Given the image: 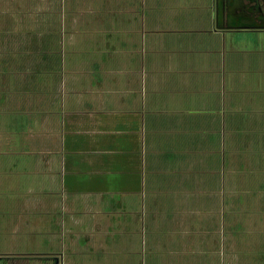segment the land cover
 <instances>
[{
    "label": "crops",
    "instance_id": "obj_1",
    "mask_svg": "<svg viewBox=\"0 0 264 264\" xmlns=\"http://www.w3.org/2000/svg\"><path fill=\"white\" fill-rule=\"evenodd\" d=\"M2 264H264V29L216 0H0Z\"/></svg>",
    "mask_w": 264,
    "mask_h": 264
},
{
    "label": "water",
    "instance_id": "obj_2",
    "mask_svg": "<svg viewBox=\"0 0 264 264\" xmlns=\"http://www.w3.org/2000/svg\"><path fill=\"white\" fill-rule=\"evenodd\" d=\"M256 1L216 0V25L221 28L264 29V13L260 10H257L258 15L254 13L253 4ZM3 261L4 258L0 256V264Z\"/></svg>",
    "mask_w": 264,
    "mask_h": 264
},
{
    "label": "flooded vegetation",
    "instance_id": "obj_3",
    "mask_svg": "<svg viewBox=\"0 0 264 264\" xmlns=\"http://www.w3.org/2000/svg\"><path fill=\"white\" fill-rule=\"evenodd\" d=\"M257 2L259 3V4H257ZM254 13L256 14V15H258L259 14V12L257 11V10H260V12H263L264 13V4H262V0H258V1H256L254 4Z\"/></svg>",
    "mask_w": 264,
    "mask_h": 264
}]
</instances>
